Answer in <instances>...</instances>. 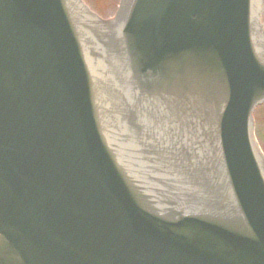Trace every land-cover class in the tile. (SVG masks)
Returning a JSON list of instances; mask_svg holds the SVG:
<instances>
[{
	"label": "water",
	"instance_id": "95a60500",
	"mask_svg": "<svg viewBox=\"0 0 264 264\" xmlns=\"http://www.w3.org/2000/svg\"><path fill=\"white\" fill-rule=\"evenodd\" d=\"M263 1L0 0V264H264Z\"/></svg>",
	"mask_w": 264,
	"mask_h": 264
},
{
	"label": "rangeland",
	"instance_id": "374dc122",
	"mask_svg": "<svg viewBox=\"0 0 264 264\" xmlns=\"http://www.w3.org/2000/svg\"><path fill=\"white\" fill-rule=\"evenodd\" d=\"M93 8L104 14H113L115 12L118 0H86ZM264 113V109H263ZM262 118H264L262 116Z\"/></svg>",
	"mask_w": 264,
	"mask_h": 264
}]
</instances>
